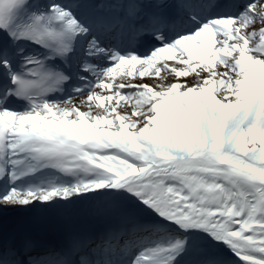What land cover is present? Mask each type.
Returning <instances> with one entry per match:
<instances>
[{"label": "snow or ice", "instance_id": "obj_1", "mask_svg": "<svg viewBox=\"0 0 264 264\" xmlns=\"http://www.w3.org/2000/svg\"><path fill=\"white\" fill-rule=\"evenodd\" d=\"M0 184L97 224L0 264H264V0H0Z\"/></svg>", "mask_w": 264, "mask_h": 264}, {"label": "bare ground", "instance_id": "obj_2", "mask_svg": "<svg viewBox=\"0 0 264 264\" xmlns=\"http://www.w3.org/2000/svg\"><path fill=\"white\" fill-rule=\"evenodd\" d=\"M117 248V247H116ZM122 250H123V246H122V249L120 250L121 252H122Z\"/></svg>", "mask_w": 264, "mask_h": 264}]
</instances>
